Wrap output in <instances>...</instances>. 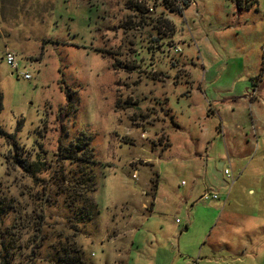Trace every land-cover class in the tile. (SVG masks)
<instances>
[{
    "label": "rangeland",
    "instance_id": "374dc122",
    "mask_svg": "<svg viewBox=\"0 0 264 264\" xmlns=\"http://www.w3.org/2000/svg\"><path fill=\"white\" fill-rule=\"evenodd\" d=\"M136 2L0 0V264H264V0Z\"/></svg>",
    "mask_w": 264,
    "mask_h": 264
},
{
    "label": "trees",
    "instance_id": "16d2710c",
    "mask_svg": "<svg viewBox=\"0 0 264 264\" xmlns=\"http://www.w3.org/2000/svg\"><path fill=\"white\" fill-rule=\"evenodd\" d=\"M190 1L191 0H185V3H183L180 6L179 10L181 11L182 8L188 7ZM245 1L246 2H243L242 0L241 1L237 0L238 9H248L255 5L254 4L255 0H252L250 2H248L249 0H245ZM130 8H132V10L136 12H141V13H143L145 9L144 6L138 2V0L136 2V6L130 5ZM164 21L166 25H168V29L170 30L169 32L173 33L174 26H172L169 20L164 19L162 22ZM263 62H264V47H263ZM61 150H63L62 147ZM61 150L58 156H62L64 159L71 158L73 161H76V163L79 164L78 170L80 171L79 173L80 180L78 183L80 187L83 186L86 189L82 191L92 192L95 188L93 173H92V165L96 162V160L94 157L93 147L91 146L90 139H86V137L83 134L79 135L75 141H72L67 147L64 148V154H61L62 152ZM15 161L19 164L21 168H23L27 172L33 173V171L30 170L31 167L30 164L29 163L27 164L24 158H19L17 152L15 156ZM2 199L3 198H0V203H3ZM86 200L88 201L87 198ZM69 204L74 205L76 204V202L71 201ZM87 205H90V202ZM87 205L85 207H81L82 210L80 211H82V213H84V215H86L87 218H91L92 217L91 209L94 207V202L91 203L92 207ZM71 251H73V253H71ZM63 252H64L63 256H60V260H62V264H88L84 259V254L82 252V249L79 250L71 246L69 249L64 248Z\"/></svg>",
    "mask_w": 264,
    "mask_h": 264
},
{
    "label": "built area",
    "instance_id": "2783aa9c",
    "mask_svg": "<svg viewBox=\"0 0 264 264\" xmlns=\"http://www.w3.org/2000/svg\"><path fill=\"white\" fill-rule=\"evenodd\" d=\"M5 61L6 63L13 69H17L18 67V62H17V59H16V56H15V53L12 52V51H6L5 52ZM30 75L28 73L24 74V78H29ZM226 176H229V170L226 168L224 170ZM133 176H136V174H134ZM211 194V196L209 195ZM203 197L204 199H208L209 197H212V198H216L217 197V194L212 192H206L205 194H203ZM193 264H199L198 263V260H196Z\"/></svg>",
    "mask_w": 264,
    "mask_h": 264
},
{
    "label": "crops",
    "instance_id": "0c3cea01",
    "mask_svg": "<svg viewBox=\"0 0 264 264\" xmlns=\"http://www.w3.org/2000/svg\"><path fill=\"white\" fill-rule=\"evenodd\" d=\"M189 94H190V93H189ZM170 147H171V144H170V146H168V148H170ZM168 148H167V149H168ZM165 150H166V149H165ZM165 150H163V151H165ZM163 151H162V152H163ZM151 203H152V204H151V206H152V207H151V210H150V211H152V210H153L154 203H155V198H153V200H152V202H151ZM198 263H199V260H198Z\"/></svg>",
    "mask_w": 264,
    "mask_h": 264
}]
</instances>
